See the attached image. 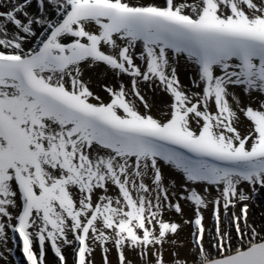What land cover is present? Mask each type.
Returning <instances> with one entry per match:
<instances>
[{
    "label": "snow or ice",
    "instance_id": "1",
    "mask_svg": "<svg viewBox=\"0 0 264 264\" xmlns=\"http://www.w3.org/2000/svg\"><path fill=\"white\" fill-rule=\"evenodd\" d=\"M261 192L264 0H0V264H264Z\"/></svg>",
    "mask_w": 264,
    "mask_h": 264
},
{
    "label": "bare ground",
    "instance_id": "2",
    "mask_svg": "<svg viewBox=\"0 0 264 264\" xmlns=\"http://www.w3.org/2000/svg\"><path fill=\"white\" fill-rule=\"evenodd\" d=\"M159 2V0H157ZM181 82L186 86H190V81L186 78L185 75H181ZM155 114V110H154ZM264 212V192H261L255 199L250 209V219H255L257 223L264 222V219L261 218L260 214ZM18 239V234H17ZM22 243V242H21ZM22 247L17 246L14 249V254L11 257L13 260V264H26V260L23 257L22 251L20 250ZM50 259V256H49ZM96 264H101V257L99 254L96 255Z\"/></svg>",
    "mask_w": 264,
    "mask_h": 264
}]
</instances>
